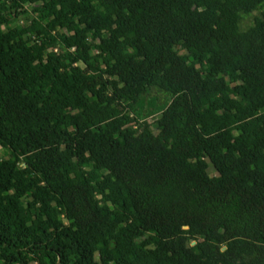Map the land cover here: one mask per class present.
<instances>
[{
	"label": "trees",
	"instance_id": "1",
	"mask_svg": "<svg viewBox=\"0 0 264 264\" xmlns=\"http://www.w3.org/2000/svg\"><path fill=\"white\" fill-rule=\"evenodd\" d=\"M0 148V264H264V0H0Z\"/></svg>",
	"mask_w": 264,
	"mask_h": 264
},
{
	"label": "rangeland",
	"instance_id": "2",
	"mask_svg": "<svg viewBox=\"0 0 264 264\" xmlns=\"http://www.w3.org/2000/svg\"><path fill=\"white\" fill-rule=\"evenodd\" d=\"M257 15H258V12H254V13H252L250 15H244L243 16V20H242V27H243V29H246L247 27H249L252 24L255 16H257ZM23 22H25V20H23L21 22V24ZM58 54H60L59 50H56L55 48H52L51 46L49 47V49H48V59L49 60L55 58ZM155 96H157L161 101L165 99V97H164L163 94H159L158 93V94H155ZM153 120H154V118L151 119V121H153ZM8 157H9L8 151L5 150V149L0 148V161L1 160H4V159H7Z\"/></svg>",
	"mask_w": 264,
	"mask_h": 264
}]
</instances>
